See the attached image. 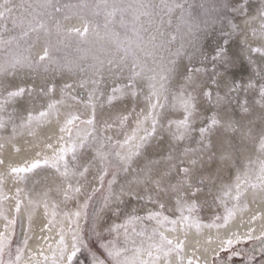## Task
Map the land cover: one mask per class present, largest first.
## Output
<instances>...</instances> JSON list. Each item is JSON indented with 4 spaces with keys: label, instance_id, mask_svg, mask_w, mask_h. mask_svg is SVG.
<instances>
[{
    "label": "snow or ice",
    "instance_id": "1",
    "mask_svg": "<svg viewBox=\"0 0 264 264\" xmlns=\"http://www.w3.org/2000/svg\"><path fill=\"white\" fill-rule=\"evenodd\" d=\"M246 4H241L234 11L245 12ZM215 10V5L212 6ZM174 11H179L180 22L185 25L181 28L178 24L175 31L168 29L172 25V20L165 17L171 16ZM131 14L130 19H125V13ZM120 14L119 23L126 29L125 34L121 37L120 33L110 31V24L114 23L117 14ZM103 14L104 29L110 42L114 44V49L109 51L104 58L94 57L93 63L87 67L81 66L74 60L62 57V49L70 47L73 43L79 45L87 42L90 38L99 37L98 18ZM76 19L77 24H68L66 22ZM251 20L260 21L258 28H252L251 35L257 46L253 47L248 43L247 38L244 40L246 50L251 56L252 53L258 54L260 67L254 71L255 76L264 80V3L258 9V17H251ZM235 29L236 25H232ZM130 29L131 34L128 33ZM55 32L56 42L53 43L52 37ZM198 25L191 20L185 19L184 5L173 0H138L135 4L124 5L116 0H29L24 3L23 0H0V129H4L6 124L12 125L13 134L16 133L17 127L31 128L34 123H39L53 114L58 115L57 105L61 100L49 99L46 106L42 105V110L35 114L27 111V115L20 116V124L15 122V110L5 117L7 111L6 105L22 98L27 93L30 97L35 91L32 88H26L21 85H13L11 80L17 77H27L30 75H41L47 77L49 74L55 75L59 72L61 75L67 73H79L82 75L80 80L81 87L88 83L93 85V90L88 94L86 107L91 108V115L87 120H81L80 115L69 113L61 127V132H66L68 141L64 137L59 138L60 143L57 147L47 144L46 147L53 150L51 156L40 157L30 162H25L21 166L9 165L11 174L18 178L24 179L27 174L34 173L38 169H54L58 174L60 185L58 191L63 195V200L78 198L84 191V185L80 183L83 179L87 181L90 169L94 163L100 166L99 180L101 186L99 191L102 193L103 207H107L113 202L116 203V210L119 211V204L124 203L121 196L125 193L132 195L137 186L143 185L149 189V195L145 198L135 193L138 202L157 203L158 210H148L145 216L130 215L128 222L136 221H155L156 224L171 226L172 231H176L179 224L182 229L195 226L197 230L201 225L199 221L194 220L191 213L195 210L196 205L193 202L188 204L182 202L178 195L175 200L173 216L165 215V204L160 202L162 195L175 192L188 193L189 198L196 196L200 191L198 185L203 184L205 178L211 181L213 172L209 167V161L216 162L217 156L225 164L238 159L249 144L259 145V151L262 159L260 160V171L257 182L252 183L247 178L241 179L240 175L236 177L235 197L239 201L246 193L248 188L253 190V196L264 195V83L259 87V100L255 104H249L244 101L241 107V114H236L229 109L232 106L234 92L243 89L247 91L255 87L253 80L250 78L247 85L239 84L235 79L230 78V69L235 66L238 55L230 54L227 47L228 40L224 44H217L212 56L213 71L204 79L201 73L206 69L200 67H189L183 64V59L188 58L189 64L195 60L194 54L186 51V48L194 47V41L197 40ZM227 36L229 33H224ZM179 42V47L174 48V44ZM36 49L34 52L33 50ZM243 50V49H242ZM140 53L144 54L141 59ZM152 64H148V59ZM219 69V70H218ZM183 77V83L180 89L172 93V108L182 109V118L170 119L165 113L169 107V84L173 75ZM120 77L127 80L124 88H113V95L109 97V102L115 99L117 92L123 93L125 89H130L135 96L136 89L142 86V81H147L149 95L146 99L149 102L148 116L151 118V131L145 130L143 136L139 137V142L131 145V141L136 139L133 136L127 137L123 143L117 141L111 142V137H105L97 133L96 122V103L95 97L98 86L105 78ZM70 78V76L68 77ZM211 81V83H209ZM212 85H215L213 89ZM72 84L66 83L61 93L71 96L70 90ZM191 89L188 91L187 89ZM55 92V85L49 86L46 80L45 86L39 89L42 97H50ZM215 92L216 111L204 126L199 128L200 144L199 149L186 148L180 154V164L184 163V158L188 159V166L180 167L174 164L177 159L171 152L161 160L153 161L149 159L148 163L136 169L132 168L133 158L141 155L150 138L156 136L158 130H166L171 138L176 141H183L190 138V133L194 130L192 125L200 114L202 106L197 104L198 97H205L208 101L213 100ZM223 92V95H221ZM161 93L164 100L161 102ZM103 96V93H100ZM41 97V98H42ZM74 100L75 97L71 96ZM36 99V97H33ZM259 105V107H257ZM209 111V109H203ZM223 113V115H219ZM124 120L127 117H123ZM77 121L80 124L87 125L90 131L77 135L73 138V129L77 127ZM167 121L166 124L161 123ZM139 124V122H138ZM105 129L111 128L110 124L104 125ZM215 130L218 133L215 142L209 137ZM163 144V139L161 140ZM128 150H125V149ZM119 149V150H117ZM215 149V151H213ZM17 151H19L17 149ZM92 152L91 158H87L88 152ZM207 157V159H205ZM4 161L0 160V164ZM251 163V161H249ZM177 169L173 174V169ZM125 177L130 172L134 173L131 181L125 182L120 186L117 193L113 185L118 181L120 173ZM111 175L112 179L108 181V188L105 192L103 181L105 176ZM244 177L248 176L247 170L243 173ZM175 180V183H173ZM2 183V181H0ZM194 189V190H193ZM20 189H17V200L15 212L17 216L20 213L22 200L19 199ZM98 190L92 189L91 194H87L83 203H78L75 210L65 212L64 215L75 225L71 229L73 235L72 250H67L63 230L59 240V250L52 252L51 264H73V260L80 251L82 240L79 233V220L81 217L88 218L89 202L93 199V194ZM231 192V188L225 195ZM155 200H154V196ZM47 196V192L44 194ZM4 197L0 196V204ZM33 203V201H29ZM44 207L48 209L47 200L44 201ZM52 217L56 216L53 203ZM102 210V209H101ZM188 213L187 215L185 213ZM226 215L223 217L225 223L235 213L233 208H225ZM0 216L7 220L4 210L0 207ZM217 220L221 217L217 216ZM31 220V217H29ZM15 220L8 221L5 231H0V264H19L23 249H17L15 259L5 260L4 255L10 242V236L6 234L9 225H14ZM220 225L211 224L209 227H219ZM133 236L140 237L139 242ZM251 240L252 237L248 236ZM231 238L226 240V246L231 247L238 243ZM28 243L27 235L25 236L24 245ZM108 256L111 258V264H160L161 256L165 258V264H171L168 257L176 253L178 257L177 264H185L183 250V241L169 239L158 228L153 227L151 231L142 228L139 232L133 229L130 235L125 231L123 245L110 242L105 246ZM131 252V255H129ZM261 264H264V248H261ZM238 255V253H233ZM46 261L48 257L44 258ZM249 260L255 264V255L250 254ZM95 264H103V261H97ZM187 264H199V261L188 259Z\"/></svg>",
    "mask_w": 264,
    "mask_h": 264
},
{
    "label": "bare ground",
    "instance_id": "2",
    "mask_svg": "<svg viewBox=\"0 0 264 264\" xmlns=\"http://www.w3.org/2000/svg\"><path fill=\"white\" fill-rule=\"evenodd\" d=\"M23 2L29 3V0H23ZM116 2L128 5L135 4L138 0H116ZM153 2L158 3L159 0H153ZM173 2H179L184 5L185 19L194 22L198 25V28L206 24V22L213 24L217 28L219 26L217 16L220 17V14L225 11V0L220 3H217L215 0H204L199 13L195 12L194 0H173ZM262 3H264V0H251L246 3V11L241 12L238 10L234 11L233 9H238L241 4L245 3L235 0V5L233 8L230 7V10L236 13V21L225 32L229 33V35H221L216 42L206 41L203 44L204 52L202 56L205 58L204 60L196 57L194 63L189 64L187 57L183 59V64H187L189 67L194 66L206 69V72L201 73V76L204 79H208V76L213 71L212 56L214 55L216 45L224 44L225 39H232L228 41L227 47L230 54H236L239 58L235 66L230 69V78L235 79L242 85H247L251 78L255 84V87L252 89H248L247 91L241 89L232 94L233 101L229 111L236 114H241L240 105L245 100L250 105L255 104L259 100V87L264 83V80L254 75V71L261 66L258 54L252 53L249 56L244 44V40L247 38L249 44L253 47L257 46L251 35V31L252 28L259 27L260 21L258 19L253 21L250 18L258 17V9ZM213 5H215V10H212V14L209 16L210 13L208 11ZM179 16V11H174L171 16L165 17V20H172V25L168 29L169 31H175L178 24L181 28L186 27L181 24ZM130 18L131 14L126 12L125 19ZM119 19L120 14L118 13L115 22L110 24L109 30L118 32L123 37L126 29L120 25ZM66 23L77 24L78 21L73 19ZM98 24L99 37L90 38L87 42L80 43L79 45L73 43L70 47L62 49L60 55L67 57L69 60H74L77 64L84 67L93 63L94 57L104 58L115 46L106 36L103 14L98 18ZM232 25H236V28L233 29ZM127 31L131 34L130 29ZM198 35L197 33V37ZM52 40L53 43L56 42L55 32L53 33ZM175 47H179V42L174 44ZM33 51L35 52L36 49ZM186 51H192V47L186 48ZM140 56L141 59H144L143 53H140ZM147 62L149 65L152 64L150 58ZM69 76L70 78H68ZM81 78L82 75L79 73L65 72L64 75H61L57 72L55 75L49 74L47 77L41 74L39 76L17 77L11 80L13 85H21L35 90L31 97L26 93L24 97L18 98L6 105L7 111L4 113L5 117L15 110V122L17 125L20 124V116L26 117V110H30L35 114L42 110V105L46 106L49 99L61 100L62 102L57 105L58 115L53 114L39 123H34L31 128L17 127L16 133L13 134L12 125L8 123L4 129H0V160L4 161L3 164H0V181H2L0 183V196L4 197L0 207L3 208L4 214L7 216V220L3 216H0V231H5L4 226L8 224V221H16L14 225H9L6 232L10 236V242L7 246L4 259L6 261L9 259L14 260L17 249H23L19 264H51L52 252L55 250L58 253L60 247L61 230H63L67 250L70 252L73 245V233L71 229L75 225L71 223V220L64 213L75 210L78 203H83L86 195L91 194L92 189L96 188L98 191L93 194V199L89 202L88 218L81 217L79 220V233L82 244L80 251L73 260V264H95L97 261H103V264H111V258L107 254L106 245L110 242H115L122 246L126 230L132 235L133 229L137 232L142 228H147L148 231H151L153 227L158 228L169 239L183 241L185 264H187L189 258L194 261L198 260L199 264H252L249 260V255L253 253L255 255V264H259L261 261L260 250L264 248V195L259 194V190H256L257 195L254 197L253 190L248 188L239 201L234 199L237 175H240L242 180L247 178L252 183L257 182L260 171V160L262 159L258 143L255 145L249 144L238 159L228 164L220 161L218 156L215 163L209 161V167L213 172L211 181L205 178L204 183L198 185L200 191L196 193V196L189 198L188 193L177 194L175 192L162 195L160 202L165 204L164 214L169 216H173L175 200L178 195L182 198V202H187L189 205L194 202L196 208L191 215L194 220L199 221L201 225L199 230L194 225L182 229L178 224L176 231H172L170 225H159L155 221L147 220L129 223L128 217L130 215L145 216L148 210H158V204L155 202L147 203L146 199L141 202L137 201L136 192L145 198L150 194L149 189L143 185L135 187L132 195L127 193V188L125 189V193L121 196L124 203L119 204V211L116 210L117 202H113L109 206L102 208V193L99 191L101 186L99 176L101 173L98 163H94L91 167L87 181L83 179L80 181L84 185V191L80 196L67 201L63 200L62 193L58 191L60 180L54 169H38L34 173L27 174L24 179L10 173L9 165L21 166L25 162L36 159L37 153L40 154L41 158L45 155L51 156L53 150L47 148L46 145L52 144L54 148L57 147L61 136L64 137V141H68L67 133L61 132L60 129L64 126V122L70 112L80 115L81 120L89 118L91 108L85 105L89 98L88 94L93 90L94 86L88 83L81 87ZM46 80L49 82V86L55 85V92L50 97H42V94L39 93V89L45 86ZM66 83L72 84L70 93L71 96L75 97L74 100L71 96L67 94L62 95L61 93V89L64 88ZM182 83L183 77H178L175 74L171 77L169 84V107L165 109V113L173 120L182 118V109L171 107L172 93L177 92ZM126 84L127 80L125 78L112 77L105 78L98 86L94 101L96 103L97 114L96 129L98 134L111 137L113 144L117 141L123 143L127 137L133 136L135 133L136 139L131 141V145L134 147L139 142V137L144 135L145 130L151 131L152 128L151 118L148 116L151 109L146 99L149 95V88L147 81H142V86L136 89L137 94L135 96L132 95L130 89H125L123 93L117 92L115 99L109 102V97L113 95V88H124ZM212 87L215 89V85H212ZM187 90L191 91L190 88ZM100 93H103V96ZM221 95H223V92H221ZM33 97H36V99H33ZM214 97L215 92L213 93L212 101H208L202 96L198 97L197 104L202 106V108L192 125L194 130L190 133V138L176 141L171 138L166 130H158L156 136L150 138L147 146L141 150V155L133 158L132 168L136 169L138 166L142 167L146 165L149 159L153 161L161 160L169 152L177 157L173 161L174 164H178L180 167L188 166L187 158H184V163L180 164V154L186 148H200L198 130L204 126V123L216 111ZM160 99L163 102V93H161ZM203 109H209V111H204ZM219 115L222 116L223 113H219ZM123 117H127V119L124 120ZM76 123L77 127L73 129L72 133L74 139L77 138L78 133L83 134L90 131L89 126L80 124L79 121ZM161 123L166 124L167 121H162ZM105 124H110L111 128L105 129ZM217 135L218 133L214 130L209 138L215 142ZM162 139L163 144H161ZM125 150L128 149L126 148ZM91 156L92 152L89 151L87 158H91ZM246 170L248 176L244 177L243 173ZM176 171L177 169L174 168L173 174ZM133 175L134 173L130 172L125 177L124 173L121 172L117 178L118 182L113 185L114 190L119 193L120 186L124 185L126 180L131 181ZM111 179V175H107L104 178L103 186L105 192L108 188V181ZM173 183H175V180H173ZM229 188H231V192L225 195ZM17 189L21 190L19 199L23 201L18 216L15 212ZM46 192L47 196L44 195ZM30 200L33 203H29ZM45 200L48 203L47 210L44 207ZM53 203L57 205L55 208L56 216L54 218L51 215ZM234 206V215L225 223L223 220V217L226 215L225 208H233ZM185 214L187 215L188 213L186 212ZM217 216L221 217V219L217 220ZM29 217H31V220H29ZM173 218L175 217L173 216ZM211 224L220 226L209 227ZM95 233L96 238L99 239V244L105 250V255L99 254L92 248L90 237L95 235ZM26 235L28 243L25 246L24 240ZM99 235L100 237H98ZM105 235L107 239L104 240L101 237ZM248 236H251L252 239H247ZM238 237L240 238L238 243H234L230 248L226 246L225 242L228 238L236 241ZM133 238L137 242L140 240V237L137 236H133ZM234 252L238 253V255H233ZM129 255H131V252H129ZM45 257H48L47 261L44 259ZM168 260L171 264H177L178 257L176 253H172L168 257ZM160 264H165L163 256H161Z\"/></svg>",
    "mask_w": 264,
    "mask_h": 264
},
{
    "label": "rangeland",
    "instance_id": "3",
    "mask_svg": "<svg viewBox=\"0 0 264 264\" xmlns=\"http://www.w3.org/2000/svg\"><path fill=\"white\" fill-rule=\"evenodd\" d=\"M217 3L222 2L223 0H215ZM243 1L245 4L251 0H239ZM204 0H194V9L196 13H199L202 5H203ZM215 3V2H214ZM235 5V0H225V11L220 14V17L217 16V21L219 22V26L217 28L214 27L213 24L207 23L204 24L203 26L198 28V38L195 42L194 47H192V51L189 53L194 54L195 58H199L201 60H204L205 58L202 56L203 54V44L206 41H213L216 42L221 35H223L229 28L231 24H233L236 21V13L232 12L230 9L233 8ZM231 7V8H230ZM211 16L212 14V8L210 7V10L208 11ZM210 18V17H208ZM199 31H202L199 33ZM232 39L228 40L231 41ZM100 237V235L98 236ZM102 239H107V236H102ZM90 240L92 242V248L93 250L97 251L101 255H105V250L103 247H101V244H99V239L96 238V233L95 235H92L90 237ZM261 264V261L259 262Z\"/></svg>",
    "mask_w": 264,
    "mask_h": 264
}]
</instances>
